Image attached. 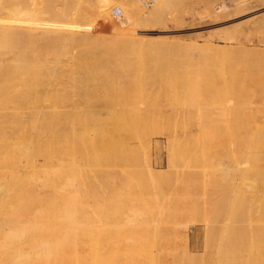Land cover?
Returning a JSON list of instances; mask_svg holds the SVG:
<instances>
[{
  "label": "rangeland",
  "instance_id": "obj_1",
  "mask_svg": "<svg viewBox=\"0 0 264 264\" xmlns=\"http://www.w3.org/2000/svg\"><path fill=\"white\" fill-rule=\"evenodd\" d=\"M98 1L0 0L2 22H20L23 16L21 22L34 26L37 19L41 33L35 39L38 48L44 47L38 54H26L38 49L28 36L22 39L26 41L13 39L9 45L0 35V53L8 48L21 53L27 50L7 54L6 62L0 54V101L47 104L57 113L65 137L62 144L69 150L64 169L73 178L65 180L63 203L70 206L67 203L74 197L75 207L73 216L60 218L61 228L66 227L61 239L65 246L74 247V259L78 254L75 264H204L205 187L211 179L225 177V169L235 164V89L240 73L246 71L252 73L250 87H258L254 91L246 88L247 95L255 93V99L250 93L254 113L251 119L247 117V122L254 119V128L249 126L258 142L252 161L264 172V0H168L162 15L155 17L158 20L140 24H136L139 15L129 0H106L105 6L95 5ZM157 3L146 8L140 0L143 14L156 9ZM116 7L123 10L122 22L113 13ZM72 32L75 39L65 41L64 36ZM117 37L147 40L148 49L152 42L155 46L164 42L180 50L129 54L104 47L114 44ZM52 38L63 39L53 47L43 43ZM79 40L92 49L89 43L96 40L100 45L97 54L83 50ZM208 43L225 50L207 52ZM12 197L14 202L21 200ZM9 204L7 208L14 203ZM5 208L0 197L3 218L11 213L8 208L5 214ZM256 215L255 229L260 230L253 231L258 235L255 238L264 234L263 218L261 223V214ZM2 237L0 243L7 246H0V264H14L21 244L13 245L7 237L4 242ZM247 238H238L240 259L234 262L254 264L258 260L260 264L264 237L258 244L257 238L251 243ZM252 243H263L259 245L263 249L253 245L251 250ZM67 259L65 264L73 262ZM31 260L29 264L35 261Z\"/></svg>",
  "mask_w": 264,
  "mask_h": 264
},
{
  "label": "bare ground",
  "instance_id": "obj_2",
  "mask_svg": "<svg viewBox=\"0 0 264 264\" xmlns=\"http://www.w3.org/2000/svg\"><path fill=\"white\" fill-rule=\"evenodd\" d=\"M83 1L84 0H81V2ZM167 1L168 0H158L156 7L158 11L157 14L155 12L156 9L154 8L151 11L143 14L142 11L144 10L140 5V0H129L128 3L129 6L132 8V10L137 12V14L139 15L136 20V24L138 23L140 24V22H147L153 20V18L155 19V17H158L162 9H165L164 5L167 4ZM105 3L106 0L103 1L99 0L95 5L105 6L104 5ZM140 12L142 13L140 14ZM20 18H23V16H20ZM20 18H19L20 22L9 21L8 23H5L0 20V35L2 36L1 40H4L7 44L11 45L13 39H15L16 41L18 40L19 42L26 41L22 39L28 36L29 40H31L33 44H35V42L37 43V45L36 44L35 45L38 48L39 42L35 38L37 35H40L41 33V31L39 30L41 28L40 23L36 19L34 26L26 25L24 22H21L22 19ZM155 20H158V18ZM64 37H65V41L68 40L69 38L75 39L76 34L72 32L69 33L68 35H65ZM62 39L52 38L43 41V43H46V45L49 47L50 46L53 47V46H57V44ZM157 40H155L154 42H157ZM79 41H81V44L82 43L85 44L82 40ZM95 42L97 41L95 40L89 43V41L87 40V43H89V45L91 44L90 46H94L93 49L90 47L86 48V46L83 44L81 46H83L84 48L83 50L85 51H87L86 49H89L87 53L97 54L95 51H97L96 50L97 45L99 44H95ZM144 42L142 43L141 41L138 42V40H134L133 38L124 39L121 37L120 38L117 37V40H114L113 42L114 44H112L111 42H109L110 45L108 42H103L102 44L108 43V45L107 46L105 45L104 47L109 51L124 50L129 54H131L132 52H136L137 54H145L146 51L147 52L150 51L149 54H172V52L180 50V47H176V48L173 47L172 49V46L175 44L173 45L171 44L170 45L171 47H169L167 46L168 44H165L164 42L160 44L161 46H159V44H156V46L152 45L153 44L152 42V44L149 45L151 48L148 49L145 48ZM167 42L169 43V41ZM162 44L165 46H162ZM12 46H14V44ZM177 46L179 45L177 44ZM42 48L44 47H39L38 49H30L28 51L26 50L27 52L26 51L25 52L26 54H38V51H40V49L42 50ZM183 48L196 49V46L195 47L190 46L188 48L183 47ZM204 50H206L207 52L214 51V53L216 51L217 53L221 51L222 53V51L225 50V48L219 49L217 47L215 48L213 46H210L209 44V47L208 48L205 47ZM15 51L16 50L14 48H8L2 51L0 53L2 54L1 60L5 62L8 61L10 58L7 56V54H25V52L21 53L20 51H16V52ZM245 51L247 52V50ZM207 52L206 54H211ZM249 53L251 52H248V54ZM262 58L263 57H261V59ZM250 63L249 65L251 66ZM254 65L255 64H253L252 67H254ZM249 67L247 65V68ZM251 74H252L251 71L249 72L246 71L245 74L240 73L238 79V86H237L238 88L235 89V91L237 90V93H235L236 94L235 99L237 103V113H236L237 118L235 124L237 129L236 137L238 141L235 164L233 165V168L225 169V171L227 172V173L225 172V174L227 175H225V177L224 175L223 176L221 175L223 177L222 179H220L221 178L220 176L219 179L221 181L215 176H213L214 178H216V180L213 181V179H211L212 180L211 183V180L209 181L210 177L209 178L207 177L208 181L210 182V184L209 183L207 184V180L205 179L207 185L205 187V197H204V234L206 236L205 244H204V253H203L204 264H235V262L237 261L236 257H238L237 255L239 254V248H240V245L238 243L239 242L238 238L248 237L247 239H249L250 237L256 235L253 232L254 230L256 231V233L260 230V228L258 230L255 229L256 228L255 222L257 221L256 214L259 213L258 216H260L261 214V217L259 218L260 219L263 218L264 221V215H263L264 213L261 212V211L264 212V209H262L264 208V189H263V183L261 182L262 181L261 178L264 177L263 175L264 172L262 173L260 171L261 169L260 167L258 168L257 163L256 164H254L255 162L253 163L254 161L253 154L255 155L254 151L258 147V146L256 147L254 143H258V142H254L255 139L253 138H255V131L250 130L249 124L251 125L252 120L254 119L250 120L251 122L250 121L247 122V117L248 119H251L250 118L251 113L252 114L254 113L252 111L253 108L252 105H254V103H251V101L253 102V100H251V97L253 96L252 99H255L254 97L255 93L253 92L254 94L252 95V92H249L248 93L249 95H247L246 92L249 91V88L252 89L253 91L254 88L255 90H257L256 88H258L257 86L256 87L254 86L252 88L250 87V84L253 85L254 83L252 81ZM250 93L252 95L251 97H250ZM257 95L258 96H256V99L258 100L257 97H259V94ZM262 96H260V98H262ZM254 110H256V108ZM255 112H258V109ZM260 113L261 112L259 111V114ZM256 115H258V113ZM252 118L254 117L252 116ZM263 122L264 121H262L261 126L264 124ZM253 126H255V124ZM260 129L262 130V128ZM255 130H257L256 127ZM64 138L65 137L63 136L60 120L57 116V113L56 111L51 109L47 104L28 106L26 104H20L14 101H0V197H3L5 203L6 210L4 211V213L9 210L8 208H10V211L8 212H11L10 214L8 213L9 215L6 212L5 214L7 215H5L4 218L2 217L3 214L0 213V217H1L0 221L2 220L0 226L3 225L2 227L3 230L2 228H0L3 233L2 232L0 233H2L1 235L4 237V239L8 238L7 241L8 240L10 242L12 241V243L13 242L16 243L19 241L21 244L20 245L21 248L18 247V249H20L21 251L17 250L19 251V254L16 253V257L14 259V262L15 260L16 262L14 264H19L18 262L25 264L24 262L26 261L28 263V261H30L31 258H33L31 254H33L34 257L37 255L38 258H36V260L39 259V262H36L35 258H33L35 261L32 259L34 262L33 263L30 262L31 264H62V263L65 264V261L69 256L67 254H70L71 257L67 260L71 259V261L73 260L74 262V260L77 259L78 254L74 259L75 251L72 252L74 250L73 249L74 247L65 246L63 244V239H61L63 237L61 235L65 233L64 228L66 227L61 228L64 224L62 225V222L60 223V220H62L60 218H63L64 214H66L67 216L69 214L73 216V214L75 213V207L73 205L74 194L73 195L71 194L73 193V190L72 191L70 190L71 191L69 192L70 195L68 194L69 196L72 195L70 198L73 197L71 202L67 203L70 204V206L63 203V201L64 200L66 201V199L65 198L63 199L62 197L63 185L64 183L66 184L65 180L73 179L71 178V175L67 176L70 173L69 172L66 173L65 172L66 170L64 169L69 164V163L67 164L65 163V160L69 159V155H68L69 150L66 149V147L68 148V146L65 147L62 144ZM263 144H264V138H263ZM70 154H73V152ZM71 157L73 156L71 155L70 158ZM256 160L257 159H255V161ZM255 165L257 166L258 170H256ZM259 165L261 164L259 163ZM258 171L261 173H259ZM259 174H261V178L259 177L260 176ZM218 180L220 182H217ZM259 183H261L262 186L259 185ZM12 196H15L16 198L19 197L21 200L14 202ZM11 199H12L11 203L17 205L15 206H13L14 204L10 205ZM28 200L31 202L33 200V202L30 203ZM34 200L35 202L36 201L37 202L35 203ZM7 204L12 206V208L15 207L14 210L10 206L7 208L6 206ZM259 208L261 209V211ZM257 210L260 212H257ZM62 212L63 214H61ZM71 219H73V217H70V220ZM73 223L75 222L72 221L71 224ZM261 223H262V219H261ZM28 224H30V226H28ZM259 224L257 226L262 228L261 225H263L264 223H262L260 226ZM26 226L27 228H25ZM62 230L64 231L63 233ZM258 234L260 235V232ZM248 235H250V237ZM262 235L264 234L261 233V237H264ZM259 237H256L257 238L256 239L254 236L253 238L256 239L254 241H257ZM261 237L260 239H263ZM253 238L251 240H253ZM260 239L257 241V244L260 242ZM251 240L249 239L250 243L252 242ZM4 242L6 241L4 240ZM4 242L2 243L4 244ZM30 243H31V249L28 248ZM255 243H252V248L251 245L248 244L251 250L253 249V245L255 249L256 246ZM5 244L6 245L2 246V244L0 243V246L4 248L5 246H7V243ZM237 244L239 245V247L237 246ZM26 245L28 246L25 247ZM257 246L256 248L258 250L263 249V248L260 249L262 246L261 247L259 246V248ZM67 248L69 249L67 250ZM245 248L247 249V246ZM30 250H32V253ZM259 252L261 253V251ZM71 253H74V255ZM259 254L258 256L261 255ZM253 257H255L257 260V256H253ZM255 258H253V261ZM261 258L263 260L264 255ZM261 258L258 257V259ZM238 259L240 258L238 257ZM256 262L258 263V260ZM261 263L263 264L264 261H261ZM73 264H75V262ZM76 264H78V262ZM238 264H240V262Z\"/></svg>",
  "mask_w": 264,
  "mask_h": 264
},
{
  "label": "built area",
  "instance_id": "obj_3",
  "mask_svg": "<svg viewBox=\"0 0 264 264\" xmlns=\"http://www.w3.org/2000/svg\"><path fill=\"white\" fill-rule=\"evenodd\" d=\"M155 1L156 0H142V3L144 7L150 8L155 3ZM113 13L119 22H122L125 19L123 10L120 7L114 8Z\"/></svg>",
  "mask_w": 264,
  "mask_h": 264
}]
</instances>
